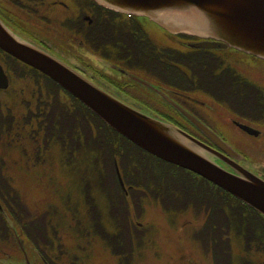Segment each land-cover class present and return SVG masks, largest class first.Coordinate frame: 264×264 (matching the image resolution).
Listing matches in <instances>:
<instances>
[{"label": "flooded vegetation", "instance_id": "1", "mask_svg": "<svg viewBox=\"0 0 264 264\" xmlns=\"http://www.w3.org/2000/svg\"><path fill=\"white\" fill-rule=\"evenodd\" d=\"M0 17L14 32L65 59L116 97L180 126L220 151L223 150L178 111L162 92L207 124L239 154L245 155L249 151L246 145L247 140H261L264 135V121L245 113L248 108L243 105L245 100L240 96H244L248 88L249 77L244 72L245 68L235 65V61H228L225 67L228 71V82H226L224 103L215 100L217 97L209 90L211 82L197 81L193 85L170 83L167 81V66L163 65L167 63V48L174 49L181 60L184 58L183 53L192 54L195 60L194 70L195 73H199L198 77L205 68L211 73V67L207 66L211 64V58L226 57L224 53L227 51L228 59L234 54L239 57L238 62L242 64L248 62V58H243L244 55L264 61L258 57L231 47L195 49V52L185 49L190 42L202 41L203 38L187 34H170L156 23L165 35L164 37L154 36L149 30V26L154 22L148 18L118 12L101 6L94 0H0ZM167 36L175 38L179 45L165 41ZM3 57L11 60L8 54L0 50V64L9 80L8 88L0 90V118L3 121L0 146L3 137L2 147L5 145L3 154L0 153L2 157L0 161V264H51L54 262L62 264L61 258L48 262L33 243V241L37 243L36 236L30 240L27 231L33 236L36 226H39V223L36 225L35 223L40 217H50L53 221H57L64 215L66 221L61 224L57 221L60 224L57 227L58 234L70 232L72 201L83 194L77 188L73 191L72 165H74L73 170L75 169L72 175L80 177L78 181L81 188L85 191L89 188L88 173L82 170L85 168V163L69 161L72 155L70 147H73V142L75 148L79 149L84 146L86 140L83 132L79 136V129L76 127L78 124L71 120L72 111L79 113L80 108L73 105V99L69 94L62 89L56 92L55 87L49 83L43 81L31 84L38 87L31 90L29 84L12 80L10 77L12 72L8 64H5L6 61H3ZM156 59L160 60L162 65H154ZM12 62L22 65L13 60ZM178 68L185 69L184 66ZM47 86L51 88L48 90ZM208 100L222 107L224 113L216 110L212 103L207 102ZM51 108L54 112H58V116H55L58 122L53 121ZM240 124L253 127L258 130V134L248 132ZM73 126L74 135L72 134ZM9 137L14 139L11 143H9ZM31 153L35 155V158L31 156ZM10 154L12 159L9 157ZM217 161L230 170L237 164L234 158L228 157L227 152ZM242 164L248 167L255 166L248 161ZM40 165L42 166L39 167ZM117 166L115 164L119 186L123 193H128L130 210L135 211L138 195L135 189V192L132 190L133 184L130 183L132 181H124L125 184L122 187ZM41 170H44L49 177L47 176L44 180L38 179V171ZM28 171H32V178L24 176ZM153 171L156 175L154 178L148 174L143 178L140 176L138 180H145L150 186L161 188L164 192L160 198L163 199L164 193L174 189L177 178L159 180L157 176L160 171L158 169ZM129 175H133L131 168ZM25 181H29L31 185L25 184ZM44 181L46 184L50 182L53 189L44 190L46 184L42 186L43 188L41 187ZM181 182L180 178L177 184L186 186L189 183L187 179ZM98 186L102 187V185ZM116 186H113L112 193L102 194L103 202L107 200L114 202L115 197H124L117 183ZM41 195L46 198H41ZM154 198L156 199L157 196ZM204 199L211 203L215 200V196L207 195ZM38 203H43V207L38 206ZM148 203L157 205L153 200ZM196 207L194 211L200 215L199 218L201 214L209 217L208 210L200 208L199 205ZM156 208L158 207L154 206V209ZM189 210L194 213L191 209L177 212ZM248 214L245 210L233 212L237 228H239L238 222L246 219ZM28 221L32 222L30 228H27ZM190 222L188 219L186 223ZM192 227L194 230L191 228L189 232L193 234L191 237L193 247L201 242L202 245L209 242L211 248L215 246L216 230L213 228L209 230L204 226ZM234 227L228 228L226 235V238H229V249H232V244L235 242H240L244 248L243 251L255 264H264V260L258 259L259 257L254 259L259 255L264 256V226L258 225L257 241L247 246L244 240L253 227L246 224L243 227L245 236L241 238L239 234L234 233ZM204 237L208 239L206 242ZM66 238L65 235L61 237L65 246H67ZM182 238L186 244H189L183 236ZM247 260L254 264L250 259Z\"/></svg>", "mask_w": 264, "mask_h": 264}, {"label": "trees", "instance_id": "2", "mask_svg": "<svg viewBox=\"0 0 264 264\" xmlns=\"http://www.w3.org/2000/svg\"><path fill=\"white\" fill-rule=\"evenodd\" d=\"M138 43L139 42H137V47H139ZM95 44L97 43L95 42ZM166 52L167 63H163V65L167 66V81L175 85L182 83H184V85H193V83L197 81L203 83L211 82L209 90L213 92V95L216 96L219 101L223 103L225 102L228 71L225 69L227 64L224 60L216 56V58L210 57L211 64H205L211 67V73L210 70L205 68L198 77L199 73H195L194 70L195 60L192 54L183 53L184 58L181 60L178 58L179 54L174 49L167 48ZM8 56L11 60L5 57L3 60L6 61L5 64H8V68L12 72V74H10L12 80L19 81L21 83L28 81L27 84L30 85L29 87L32 88L31 90L38 88L32 86L31 84L41 83L43 81L53 85L56 92L62 89V87L45 74L10 55ZM12 60L19 62V64L22 65H18L12 62ZM154 65L160 66L162 64L160 60L156 59ZM180 66H184L185 69L180 70L178 68ZM247 82L248 88L244 96H240L245 100L243 105L248 108V111L245 113L248 116L256 118L259 117L264 120V90L261 85L255 84V82L250 79ZM47 87L48 90L51 88V86ZM70 96L73 99V105L80 108L79 113L72 111L73 115L71 114V120L72 122L74 120V122L78 124L76 127L79 129V136H81V133L83 132L86 135V140L84 146L79 149L75 148V144L73 142V147H70L72 155L69 161L73 163H85V168L82 170L83 172L88 173L89 187L91 185H102L104 189H107L111 186H116V183L119 186L115 170V164H117L120 168L124 181H132L130 183L133 184L132 190L134 192V189L136 188H142L144 190L142 192L140 191V197L142 198V196H144V202L147 200L148 202L151 200L156 201V199H158V201L163 202H161L163 208L170 211L188 209L194 211L198 205L200 208L208 210L209 217L201 214V219L205 218V228L209 230H212L213 228L216 230V244L213 248L210 247L215 264H228V251H230L229 254L231 257L233 256L236 260L240 259L241 264H251L250 261L247 260L249 257L247 253L243 251V255L241 256L240 253H238V255L235 251L229 249V238H226V235L228 234V228L235 226L234 233L239 234L240 238L244 237L245 231L243 230V227L247 224L253 228L249 230L248 235L244 240V244L247 246L256 242V228L258 225H261L262 227L264 226V217L261 214L222 188L209 182L202 176L188 169L166 162L143 150L108 126L95 113L85 107L77 98L72 95ZM232 98H234V96ZM51 110L53 111V121L58 122V119L55 117L58 116V112H54L53 108H51ZM2 123L3 121L0 118V132L3 128ZM72 134H75L74 126L72 127ZM0 161H2V157H0ZM253 163L260 172L264 173V156L258 157V160H253ZM73 167L74 165H72L71 169L73 191L77 188L80 189L83 194L78 195L77 199L74 198L72 201L73 213H71L70 216V232L68 234H58L57 227L62 222L66 221L64 215L57 219L60 224L56 220L53 221L50 217L43 216L35 223V225L39 223V226H36V232L34 231L32 233L33 236L27 231L28 237H30V240H33L34 236H36L37 243L34 241L33 243L48 262H51L52 259L56 261L57 258H61L62 264H90L80 252H83L88 248L92 251V249L97 246L96 243H103V245L107 247L111 253L117 256L120 264H131L129 260H132V257H134L131 252L132 248L129 247L126 251L127 244L131 239L130 236H133L132 244H137V248H140L146 245V242L148 241V234L144 238H142L143 234L136 237L135 229L138 227L136 223L131 222L129 219L131 214L130 212L132 211L129 208L126 209L128 204L126 200L119 198L121 201L119 207L114 204L115 206L112 209H107V205H104L105 203L110 204L112 202L107 200L103 202V211L94 207L96 202L91 199L92 196L88 191L89 188L85 191L81 188L82 186L78 181L80 177H77L75 174L73 177L72 174L75 170H73ZM130 168L133 170L132 176L129 175ZM153 169H158L160 171L157 176L159 180L163 178H177L178 183L181 178L182 182L187 179L189 183L186 186L178 185L176 183L174 189L168 193H164L162 199L160 196L164 191H162L161 188L157 189L153 185L150 186L149 182H145V180H138L140 176L143 178L144 175L148 174L154 178L156 175ZM102 179L104 183L102 182ZM109 180L111 181L107 182ZM120 190L122 191L121 188ZM121 193H123V191ZM150 194L152 195L151 197ZM207 195L215 196V200L211 203L208 202L204 199V196ZM154 196H157V198L155 199ZM124 198H126V196H124ZM115 202L116 201L112 203ZM119 209H126L125 214L119 215ZM235 210H245L249 213L246 219L242 222H238L239 228L236 227L237 222L235 223L234 221L233 212ZM116 215H119V217H115ZM31 223V221H28L27 228L31 227ZM62 235L70 236L71 240L73 236V238L78 241L76 246L73 248L71 246L69 247L68 243L67 246H65L66 244H64V240H61ZM207 240L208 239L204 237V241L206 242ZM242 250H244L243 247ZM70 257L72 260H70ZM57 263L60 264L59 262ZM51 264L56 263L54 262Z\"/></svg>", "mask_w": 264, "mask_h": 264}, {"label": "water", "instance_id": "3", "mask_svg": "<svg viewBox=\"0 0 264 264\" xmlns=\"http://www.w3.org/2000/svg\"><path fill=\"white\" fill-rule=\"evenodd\" d=\"M95 1L117 11L146 16L171 33L182 32L205 38L190 43L192 47H233L264 59V0ZM0 48L50 76L136 145L203 176L264 215V177L261 175L241 163L233 165V170L226 169L216 160L224 155L222 152L175 124L123 102L61 58L18 35L1 18ZM7 86L8 78L0 64V87ZM165 97L228 152V156L237 161L241 159L242 156L205 123ZM240 126L258 134L253 127ZM120 181L123 185L121 177Z\"/></svg>", "mask_w": 264, "mask_h": 264}, {"label": "rangeland", "instance_id": "4", "mask_svg": "<svg viewBox=\"0 0 264 264\" xmlns=\"http://www.w3.org/2000/svg\"><path fill=\"white\" fill-rule=\"evenodd\" d=\"M149 28H150L149 30L154 36L164 37L165 35L164 31L161 30L159 27H157L156 24H151ZM164 40L171 44L179 45V42L176 41L175 38H172L170 36H167V38L165 37ZM224 56H226L223 57L225 62L228 63V61L230 60L235 61V65L238 64L240 68L241 67L245 68L244 72L245 74L248 75L249 79L255 81L264 88V61H259L251 56L244 55L243 58L244 59L248 58V62H244L242 64L238 62L239 57L235 56L234 54H232V57L228 59V51L224 53ZM23 83L27 84L28 81H24ZM211 101L212 100H208L207 102H209L210 104L212 103V105L216 108V110L224 113L223 112L224 109L222 107L218 106L216 103ZM9 138H10L9 143H11V140L14 139H11L12 137ZM3 140L4 137L2 139V143ZM2 143L0 146L1 154H3L5 150V145L4 147H2ZM246 145L248 146V150H249L246 152L248 158L252 160H258V158L256 159V157L250 156V154L262 156V157L264 156V135L261 140H253V139L247 140ZM14 146L15 148H17L16 144ZM37 152L38 151H36V153ZM31 156L35 158V155L32 153ZM9 157L10 159H12L11 154L9 155ZM8 162L10 163V165H12L10 161ZM41 166L42 165H40L39 167ZM38 172L39 174L37 178L40 180H44V178H46L47 176L49 177V175L44 170ZM24 176L32 178V171H28ZM110 181L111 180L107 182ZM24 183L27 185H31L29 181H25ZM45 184L46 181L41 183V187ZM46 188L50 191L51 189H53V186L50 184V182H47L45 188L43 189L46 190ZM112 189L113 186L104 189L103 187L91 185L88 191L92 196L91 199H93L96 202V204H94V207L99 208L103 211L104 205H107V209L108 208L112 209L115 205L119 207L121 202L120 199L129 200L128 197L127 198L121 197L120 199L118 197H115L116 199L115 203L111 202L110 204L105 203L103 205L102 194L112 193ZM141 189L142 188L136 189V193L138 194V198H139L137 202L138 204L135 207V211L130 212L131 214L129 219L131 222L136 223L138 227L135 229L136 237L138 235L143 234L142 238H144L148 234L147 236H148L149 244H147L145 248L142 249L140 254H136L133 264H215L214 263L215 260L214 257L212 256L211 248L208 247V250H206L205 246L202 245L203 244L202 242L199 244H195V247H193L192 244L193 242L191 238L193 234H190L189 232L190 231L189 229L193 228L192 226H200V227L204 226L205 218L199 219L200 215L195 211L193 213L190 210L178 213L177 211H170L163 209L162 206H158V208L154 209V206L157 205H153V203H148V202L146 203L143 201L145 200L144 196H142V198L140 197V191H142ZM48 195H50V193ZM40 197L43 198V195H41ZM45 198L46 196L43 199ZM38 206H41L42 208L43 203H38ZM125 212L126 209L118 210V213H120L119 215L125 214ZM119 215H116L115 217H119ZM188 219L191 221L189 224L186 223ZM137 222H141L142 224L138 225ZM182 236L188 241L189 244H186V241L183 240ZM130 237H131L130 242L132 243L133 236ZM66 239L69 247L71 246L72 248L76 246L78 242L76 241L75 238H73V236H72V240L70 236H67ZM194 241L197 242L196 239H194ZM96 244L97 246H95V248L92 249V251H90V248H88L87 250L80 252L86 258L88 263L120 264L118 262L117 256L111 253L109 249L103 245V243L101 244L96 243ZM240 244H241L240 242H235L234 244H232V250L235 251L237 254L240 253V255L242 256L243 250H242V245ZM208 245H210L209 242ZM10 249L11 251H13L12 248ZM229 252L230 251H228V264H241V260L234 259L233 256L231 257ZM256 258L260 260H264V256L262 255L254 257V259ZM247 259H250L252 261L251 257H248ZM70 260H72L71 257Z\"/></svg>", "mask_w": 264, "mask_h": 264}]
</instances>
